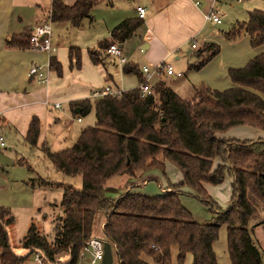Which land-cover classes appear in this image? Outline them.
<instances>
[{
    "label": "trees",
    "instance_id": "16d2710c",
    "mask_svg": "<svg viewBox=\"0 0 264 264\" xmlns=\"http://www.w3.org/2000/svg\"><path fill=\"white\" fill-rule=\"evenodd\" d=\"M98 2L75 0L68 6L53 0L48 16L52 23L79 28ZM141 25L140 20H126L110 36L122 45ZM30 34L11 37L6 46L27 50ZM241 34L249 37L251 48L264 46V12H249L247 22L237 24L224 37L234 42ZM108 44L101 42L100 49ZM218 53L217 45L205 44L198 52L201 62L194 68L201 69ZM68 58L72 69L80 68L79 49L70 48ZM90 58L99 63L93 54ZM49 68L61 76L54 58H50ZM123 73L137 75L138 70L125 65ZM228 77L233 88L219 92L200 85L188 99L177 95L168 83L158 81L152 87L153 96H142L137 87L119 96L71 104L80 107L82 117L93 110L95 125L82 129L70 148L52 153L42 147L41 152L58 173L79 177L81 189L63 188L61 214L54 222L51 241L31 226L18 247L39 250L50 261L69 252V263L75 264L84 244L101 233L110 245L112 264H184L188 255L192 264H218L213 245L225 227L231 264H264L253 236V229L264 223V139L221 137L236 128L264 132V53L243 68L229 69ZM39 127L34 118L25 137L30 148H36ZM216 160L220 166L213 169ZM165 163L180 172L181 181L173 185L174 190L158 196L135 192L157 181L151 172L165 176ZM137 174L148 177L144 185L130 186L132 190L115 199L105 195L104 188L111 180H133ZM226 175L232 178L231 198L227 209L218 211L203 186L220 185ZM184 188L194 191L195 195H187L216 218L197 222L180 201ZM13 223L10 211L1 208L0 264H21L28 257L15 255L9 245L7 228Z\"/></svg>",
    "mask_w": 264,
    "mask_h": 264
},
{
    "label": "crops",
    "instance_id": "0c3cea01",
    "mask_svg": "<svg viewBox=\"0 0 264 264\" xmlns=\"http://www.w3.org/2000/svg\"><path fill=\"white\" fill-rule=\"evenodd\" d=\"M62 1L68 6L75 2V0ZM195 1L199 3L198 6L193 0H99L90 12L89 18L84 19L80 27L75 30L83 29L85 21L92 26V12L102 3L111 16L109 20L103 21L104 31L100 36L108 37L103 41L113 43L110 33L126 20H140L142 23L132 38L120 47L122 53L125 51L128 58L123 54L126 63L119 65L114 57L100 54L99 44L103 41L95 43L87 51L70 41L66 42L63 35L68 34L69 29H74L66 23H52L51 43L56 50L52 56L30 49L17 50L7 47L6 41L11 37L31 32L35 26L49 18L53 0H0V133L10 141H15L19 137L20 141L25 143L29 125L36 118L40 126L37 145L36 148H29L32 151H38L41 155L42 147L52 153L66 150L68 143L73 138L76 140L82 130H76L74 125L77 122L76 119H80V122L76 124H81L82 118H85L79 115L80 107L73 108L71 104L82 101L92 102L94 100L91 97L92 93L105 88L119 93L137 88L143 77L142 66L153 68L166 63L173 67L167 63L170 58L176 64H183L181 62L183 58L186 61V65H182L180 70L173 68L175 73L181 74L180 77L167 75L161 77L162 80L167 81L166 83L175 93L177 91L172 84H177L180 88L185 81H187L188 98L191 97L193 89L200 85L219 92L233 88L234 85L228 77V70L245 67L250 60L264 53V46L251 48L249 37L244 34H241L234 42L225 39L223 34L227 32H222L223 38H218L215 33L220 32L218 28L222 26V23L215 25L204 20V14L211 8L212 0ZM139 7L145 9V17L142 20L137 14ZM216 9L218 10V7ZM194 42L197 45L196 48L191 47ZM205 44L217 45L219 53L201 69L196 70L194 67L198 66L202 59L198 56L199 48ZM126 45H137L143 55L142 59L132 60L129 51L125 50ZM70 48L80 50L79 69L70 67L68 58ZM91 54L94 55L95 60H98V64L92 61ZM50 58H54L59 63L62 70L61 76L49 68L45 84H40L35 78L28 77L31 67L47 65ZM190 58L194 60L189 62ZM125 65L137 68L138 74L125 75L123 73ZM110 66H118L120 69L111 73L108 70ZM161 78H154L151 85L161 81ZM56 104L59 108L55 107ZM75 110H78V113L75 114ZM234 134H239L240 139L234 137ZM221 137L255 141L264 139V132L251 128H236ZM168 165L170 164L165 163V168ZM43 184L45 185L46 182ZM106 187L104 192L110 199H115L123 190L117 186H108L110 188L108 190ZM203 187L206 192H210L212 186L204 185ZM106 192L110 194L117 192V195L111 197ZM135 192L140 193V189ZM189 212L191 213L190 210ZM221 229H224V232H221L220 238L218 233V240L213 245V251L218 264H231L227 248V231L224 227ZM7 233L9 245L14 247V254L25 257L22 254L23 250L12 244L8 229ZM253 236L264 257V223L253 229ZM29 258L27 257L25 262H29Z\"/></svg>",
    "mask_w": 264,
    "mask_h": 264
},
{
    "label": "rangeland",
    "instance_id": "374dc122",
    "mask_svg": "<svg viewBox=\"0 0 264 264\" xmlns=\"http://www.w3.org/2000/svg\"><path fill=\"white\" fill-rule=\"evenodd\" d=\"M217 7L222 26L218 28L220 32L215 33V36L223 38L224 32H228L237 26V24L246 23L249 12L253 10L264 12V0H244L243 3L220 0ZM92 18V26H89L88 22L85 21L83 29H69L68 34L63 35V39L66 42H72L75 46L84 49V51L90 49L95 43L108 39L107 36H100L104 31L103 21L111 18L110 14L106 12V6L103 3L94 9ZM125 50L129 51V56L132 60L142 59L143 55L137 45H126ZM199 50H202V47ZM100 54L103 55L102 53ZM123 54L128 58L125 51H123ZM184 59L181 61L183 64H176L171 58L167 60V63H170L174 69L180 70L182 65H186ZM193 60L194 58H190L189 62ZM119 69L118 66L108 67L111 73ZM160 80L167 82L166 80H162V78ZM172 86L181 98L186 99L189 97L187 93V81L180 88L177 87V84H172ZM82 119L81 124H76L77 122L74 124L77 131L95 125L93 110ZM234 137L240 139L239 134H234ZM4 139L6 149H0V209L9 210L14 218V223L7 228L11 242L14 246H18L19 241L23 239L31 226H34L40 235L45 236L48 238V241H51L54 222L61 214L59 204L63 188L71 187L75 190H80L81 180L79 177L68 178L56 172L49 161L42 156L43 154L41 155L38 151H32L29 146L20 141L21 138L18 137L15 141H10L6 137ZM73 139L68 143L67 148L73 145L75 142ZM219 166L220 162L216 160L213 169ZM151 173L153 176L156 174L157 181H151L146 186L141 187L140 193L143 195L158 196L164 192L174 190L173 185L178 184L179 180H181L180 172L171 165L165 168V176L159 171ZM137 175L133 180L126 177L115 178L108 183L106 188L108 190L110 186H117L121 190L123 188L122 192L124 193L129 189L132 190L130 186L144 185L148 177L146 175ZM43 182H46V184L44 185ZM231 183L232 178L226 175L222 184L210 187V192H207V195L216 203L218 211H225L229 205L232 191ZM181 192L184 195L180 197L182 205L191 211L196 221L208 222L216 218L215 214L211 213L199 201L187 195L190 193L195 195L194 191L192 193L189 189L184 188ZM106 193L111 195V197L117 195V192ZM221 232H224V229L219 231V238ZM97 238L102 240V234L99 233ZM22 254L27 256L25 250H23ZM57 257L58 259H64L66 258V254H59ZM184 264H192V257L190 255L186 257Z\"/></svg>",
    "mask_w": 264,
    "mask_h": 264
},
{
    "label": "built area",
    "instance_id": "2783aa9c",
    "mask_svg": "<svg viewBox=\"0 0 264 264\" xmlns=\"http://www.w3.org/2000/svg\"><path fill=\"white\" fill-rule=\"evenodd\" d=\"M195 5L198 6L199 3L193 0ZM236 2H241L242 0H235ZM219 0H212V5L209 11L204 14V20L206 22H211L215 25H220L221 19L217 13V5ZM137 14L139 19H144L145 9L137 8ZM52 37V22L49 18L44 19L39 25L35 26L31 30L29 36V49L36 52L46 53L48 56H52L56 50L51 43ZM192 48H196V43H192ZM100 53L108 56L114 57L119 65H124L126 63V58L124 57L121 48L115 42L108 45L107 48L101 49ZM49 69V64L47 65H36L29 69L28 77L35 78L40 84H45L47 81V71ZM141 73L143 76V81L139 85V90L142 96H153L151 82L154 78H161L164 75L167 76H177L180 77V73H175L173 67L166 63H162L156 67L150 68L148 66L141 67ZM121 93L113 92L109 88L102 89L92 93L91 97L93 99H99L105 96H119ZM59 108V105H55ZM80 122V119H76ZM0 149H6L4 136L0 133ZM103 244L104 241L94 237L88 240L79 252L77 262L75 264H101L103 257ZM26 254L29 258V262H22L21 264H70V253H66V258L58 259L55 256L54 261H50L47 256L39 250H26ZM59 260V261H58Z\"/></svg>",
    "mask_w": 264,
    "mask_h": 264
},
{
    "label": "water",
    "instance_id": "95a60500",
    "mask_svg": "<svg viewBox=\"0 0 264 264\" xmlns=\"http://www.w3.org/2000/svg\"><path fill=\"white\" fill-rule=\"evenodd\" d=\"M119 47H122V45H119ZM75 114L78 113V110H75ZM113 257L112 252L109 243L104 242L103 244V257L101 260V264H112Z\"/></svg>",
    "mask_w": 264,
    "mask_h": 264
}]
</instances>
